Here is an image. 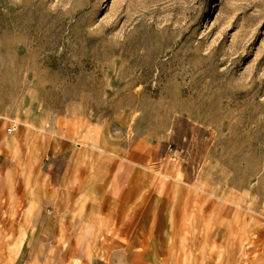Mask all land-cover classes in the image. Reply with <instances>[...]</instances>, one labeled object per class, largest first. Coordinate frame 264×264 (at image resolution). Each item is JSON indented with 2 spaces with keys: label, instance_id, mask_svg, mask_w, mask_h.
<instances>
[{
  "label": "rangeland",
  "instance_id": "374dc122",
  "mask_svg": "<svg viewBox=\"0 0 264 264\" xmlns=\"http://www.w3.org/2000/svg\"><path fill=\"white\" fill-rule=\"evenodd\" d=\"M0 125L28 165L149 150L161 261L264 264V0H0Z\"/></svg>",
  "mask_w": 264,
  "mask_h": 264
},
{
  "label": "crops",
  "instance_id": "0c3cea01",
  "mask_svg": "<svg viewBox=\"0 0 264 264\" xmlns=\"http://www.w3.org/2000/svg\"><path fill=\"white\" fill-rule=\"evenodd\" d=\"M35 140L47 162L38 166V156L28 165L23 152L11 160L0 125V264H165L159 257L167 232L153 235L148 217L164 196L166 221L172 192L141 164L150 162L149 150L115 162L109 157L121 156L116 151L74 150L46 135ZM168 173L158 166L159 176Z\"/></svg>",
  "mask_w": 264,
  "mask_h": 264
},
{
  "label": "built area",
  "instance_id": "2783aa9c",
  "mask_svg": "<svg viewBox=\"0 0 264 264\" xmlns=\"http://www.w3.org/2000/svg\"><path fill=\"white\" fill-rule=\"evenodd\" d=\"M14 127H10V128H8L7 129V134H10L14 129H13Z\"/></svg>",
  "mask_w": 264,
  "mask_h": 264
}]
</instances>
